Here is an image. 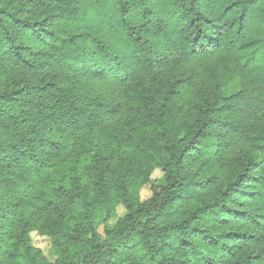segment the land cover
<instances>
[{
    "label": "trees",
    "instance_id": "trees-1",
    "mask_svg": "<svg viewBox=\"0 0 264 264\" xmlns=\"http://www.w3.org/2000/svg\"><path fill=\"white\" fill-rule=\"evenodd\" d=\"M0 264H264V0H0Z\"/></svg>",
    "mask_w": 264,
    "mask_h": 264
},
{
    "label": "rangeland",
    "instance_id": "rangeland-1",
    "mask_svg": "<svg viewBox=\"0 0 264 264\" xmlns=\"http://www.w3.org/2000/svg\"><path fill=\"white\" fill-rule=\"evenodd\" d=\"M151 178L154 180V182H162L163 180V173L159 170L156 169L153 171V173L151 174ZM150 190L148 188H142L140 190V198L141 199H146L150 196ZM117 215L121 216L123 214V208L122 206H118L116 209ZM110 223H112V219L109 220ZM99 231L102 232V227L99 228ZM31 239H32V244L36 247H39L42 249V251L45 254H50L49 252V246H50V239L47 236H42L39 235L36 232H31ZM50 259H52V256L48 255Z\"/></svg>",
    "mask_w": 264,
    "mask_h": 264
}]
</instances>
